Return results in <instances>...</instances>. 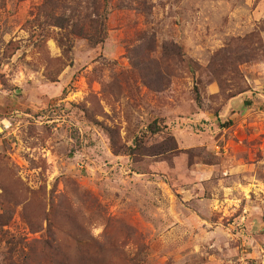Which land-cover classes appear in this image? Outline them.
Wrapping results in <instances>:
<instances>
[{
    "label": "rangeland",
    "instance_id": "obj_1",
    "mask_svg": "<svg viewBox=\"0 0 264 264\" xmlns=\"http://www.w3.org/2000/svg\"><path fill=\"white\" fill-rule=\"evenodd\" d=\"M0 264H264V0H0Z\"/></svg>",
    "mask_w": 264,
    "mask_h": 264
},
{
    "label": "trees",
    "instance_id": "obj_2",
    "mask_svg": "<svg viewBox=\"0 0 264 264\" xmlns=\"http://www.w3.org/2000/svg\"><path fill=\"white\" fill-rule=\"evenodd\" d=\"M164 131V127L161 125L159 120L154 121L153 123H151L146 132H143V134L138 137V139H136L135 141V145L136 147H140V148H144L146 147V142L145 139H148V133H151L153 135H158L161 134ZM171 141L172 146H170L168 143L164 142V144L162 145L166 151L171 150L174 151L176 149H178V145H177V141L174 137H170L168 138Z\"/></svg>",
    "mask_w": 264,
    "mask_h": 264
}]
</instances>
